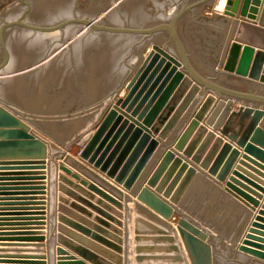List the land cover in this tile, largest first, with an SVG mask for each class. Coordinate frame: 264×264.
Masks as SVG:
<instances>
[{
  "label": "water",
  "instance_id": "1",
  "mask_svg": "<svg viewBox=\"0 0 264 264\" xmlns=\"http://www.w3.org/2000/svg\"><path fill=\"white\" fill-rule=\"evenodd\" d=\"M213 2L22 0L8 9L0 26V101L27 120L0 102V165H7L0 169H24L0 173L17 175L0 180L21 181L0 185L33 186H0L21 190L0 192L21 195L1 196L0 205L42 206L0 209L25 211L0 214L20 215L1 221L45 224V182L32 180L46 172L26 169L46 168L50 144L62 157L59 237L82 257L58 246V264H102L97 253L122 264L126 198L167 223L180 215L176 227L191 264H264V196L258 202L235 176L227 180L240 153L233 142L264 162V44L254 43L264 41V0H227L222 13ZM127 79V94L113 101L87 139ZM195 164L251 207L237 245L210 242L211 225L181 204ZM19 235L25 236L14 239H46L43 232Z\"/></svg>",
  "mask_w": 264,
  "mask_h": 264
},
{
  "label": "crops",
  "instance_id": "2",
  "mask_svg": "<svg viewBox=\"0 0 264 264\" xmlns=\"http://www.w3.org/2000/svg\"><path fill=\"white\" fill-rule=\"evenodd\" d=\"M214 11L221 12L220 9L213 8ZM240 36V33H237ZM259 38V37H258ZM260 39V38H259ZM254 41L253 39H248ZM258 42V43H257ZM256 44H264V41L256 40ZM221 53V52H220ZM148 52L146 53V55ZM220 58V55H219ZM216 68H218V62ZM137 68V67H136ZM259 81V80H257ZM261 82V81H260ZM127 90L123 91L121 95L116 94L113 99L110 100L108 107L101 113L99 121L94 125L91 133L87 139L93 134L97 124L103 118L104 114L110 108L113 101L118 96H125ZM20 117L15 109L10 107ZM26 119V118H25ZM27 120V119H26ZM207 119H204V123L207 124ZM210 129H213L220 134L217 127L208 122ZM33 132L43 138L40 135L38 129L33 128ZM44 139V138H43ZM86 139V141H87ZM226 140L228 137H225ZM45 140V139H44ZM46 141V140H45ZM85 141V142H86ZM213 144V143H212ZM210 145V147L212 146ZM235 147L240 148V153L231 162L227 180L235 176L246 188H243L246 192L251 194L254 198L260 199L264 196V162L258 160L253 155L247 153L245 149L235 142ZM209 147V148H210ZM169 148H173V145ZM222 148L218 150L220 153ZM230 156V153L226 157V160ZM247 156V157H246ZM79 157V156H78ZM246 157V158H245ZM62 160V157L58 152L49 144V152L47 158V166L45 169H26L32 172H38L45 170L46 178L32 180L35 182H45L46 186V219L45 224H29V225H17L16 220L13 221H1L0 222H13L15 225H0V238H9L0 240V264H35V263H15V262H37L44 260L45 264H58V255L56 249L58 246H62L68 250L70 254L75 255L77 258H82L74 250L67 247L61 242L58 225V174L62 172L58 163ZM225 160V162H226ZM224 162V163H225ZM7 166V165H0ZM9 167H18L19 165H8ZM68 167L75 170L71 165ZM197 172L182 197L181 204L188 208L191 212L197 214L200 218L206 220L211 225V238L210 242L216 243H229L237 245L239 239L244 238L248 225L251 221V207L244 202L234 197L225 190V183L219 182L215 176H212L208 171L202 169L200 165H196ZM24 169H0V173H16ZM239 172V175H235L234 172ZM0 176H17V175H0ZM30 181V180H29ZM20 180H0V183H16ZM42 184H35L34 186H41ZM8 188H15L19 186H33V185H0ZM122 187V185H120ZM0 192H21V190H8ZM3 196H21V195H0ZM31 196V195H27ZM34 196H41L40 194ZM40 200V199H38ZM7 202V201H1ZM124 202V252L122 254V264H191L188 254L185 250L182 238L177 229L176 220L166 222L162 217L156 214L152 209L146 206L138 199L128 198L123 200ZM22 206L38 207L42 205H0V209L6 208H19ZM256 208H259V204ZM39 210L30 209L26 212L36 213ZM25 212L22 210H0V214H14ZM20 215H0V218H14ZM27 216H41V215H27ZM35 223L39 220H30ZM21 228H33V229H21ZM36 228V229H35ZM69 228V227H68ZM26 231L30 232H43L46 239L44 244H40L39 241H20L14 238H19V233ZM11 234V235H3ZM61 236V235H60ZM63 238L70 240L76 244H79L76 240L70 238L66 234H63ZM104 248H108L105 245L100 244ZM85 247V246H84ZM109 249V248H108ZM90 250V249H89ZM110 250V249H109ZM91 252H95L93 249ZM112 251V250H111ZM98 262L102 264H118L114 258L108 255L97 253ZM9 256H27L29 258H17ZM45 256L44 259L32 258ZM66 256V255H64ZM79 259V260H80ZM82 260V259H81ZM14 262V263H12ZM64 262L71 263L74 259H65ZM85 264H95L92 261L84 259Z\"/></svg>",
  "mask_w": 264,
  "mask_h": 264
},
{
  "label": "rangeland",
  "instance_id": "3",
  "mask_svg": "<svg viewBox=\"0 0 264 264\" xmlns=\"http://www.w3.org/2000/svg\"><path fill=\"white\" fill-rule=\"evenodd\" d=\"M22 0H0V26H1V24H2V22H3V20H4V18H5V16H6V14H7V11H8V9H10L11 7H13L14 5H16L17 3H19V2H21ZM218 5H222L221 3H220V0H214V2H213V6H212V8H217V6ZM222 12V11H221ZM139 66V65H138ZM137 66V67H138ZM130 78V77H129ZM128 78V79H129ZM128 79L122 84V86H121V88H120V90L116 93V94H118V95H121V93L125 90H127L126 89V87H125V83L128 81ZM115 94V95H116ZM115 95L111 98V99H113L114 97H115ZM110 99V100H111ZM0 102H2V101H0ZM4 105H6V106H8L6 103H4V102H2ZM109 103H110V101H109ZM109 103H108V105H109ZM108 105L101 111V113L102 112H104L105 111V109L108 107ZM8 107H10V106H8ZM101 113H100V115H99V117H98V119H97V121H96V123L99 121V119H100V116H101ZM95 123V124H96ZM176 218H177V216H174L171 220H176ZM176 221H178V220H176Z\"/></svg>",
  "mask_w": 264,
  "mask_h": 264
},
{
  "label": "bare ground",
  "instance_id": "4",
  "mask_svg": "<svg viewBox=\"0 0 264 264\" xmlns=\"http://www.w3.org/2000/svg\"><path fill=\"white\" fill-rule=\"evenodd\" d=\"M225 5H226V2L224 1V3L221 6H218V7L223 11L224 8H225Z\"/></svg>",
  "mask_w": 264,
  "mask_h": 264
},
{
  "label": "built area",
  "instance_id": "5",
  "mask_svg": "<svg viewBox=\"0 0 264 264\" xmlns=\"http://www.w3.org/2000/svg\"><path fill=\"white\" fill-rule=\"evenodd\" d=\"M224 1L227 3V0H220V3L223 4ZM218 6H221V5H218ZM217 6V9H220L219 7ZM221 10V9H220ZM222 11V10H221Z\"/></svg>",
  "mask_w": 264,
  "mask_h": 264
}]
</instances>
